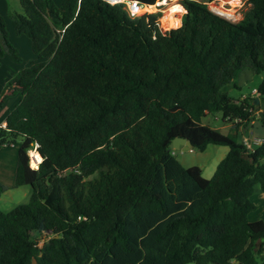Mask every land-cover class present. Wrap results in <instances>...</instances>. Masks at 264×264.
Segmentation results:
<instances>
[{"label": "trees", "instance_id": "16d2710c", "mask_svg": "<svg viewBox=\"0 0 264 264\" xmlns=\"http://www.w3.org/2000/svg\"><path fill=\"white\" fill-rule=\"evenodd\" d=\"M247 1L234 23L189 0L167 33L158 14L130 18L102 0L19 1L14 32L36 60L0 93V109L20 97L0 145L20 142L13 187L31 190L0 209V264H264V221L249 220L254 187L264 192V139L249 149L201 123L220 113L236 131L256 118L264 128V109L228 92L249 70L263 75L264 102V0ZM4 55L20 61L0 14ZM177 137L228 148L211 179L181 165ZM35 233L47 237L41 249Z\"/></svg>", "mask_w": 264, "mask_h": 264}, {"label": "rangeland", "instance_id": "374dc122", "mask_svg": "<svg viewBox=\"0 0 264 264\" xmlns=\"http://www.w3.org/2000/svg\"><path fill=\"white\" fill-rule=\"evenodd\" d=\"M20 0H0V14L3 16L5 28L8 33V39L10 43L17 49V55L20 58L19 62L11 60L8 55L0 57V93L2 92L4 84L8 78H12L18 71L29 66L32 60V52L30 49V42L25 36H17L14 32V25L11 19L13 13H21ZM56 7H60L63 0H52ZM189 0H182L180 3L185 6ZM204 3L207 8L215 14H218L231 22L240 23L245 13L249 10L250 4L247 0H220V1H208V0H196ZM174 2L167 3V6L171 7ZM173 6V5H172ZM175 6V5H174ZM173 6V7H174ZM221 8V9H220ZM171 9V8H170ZM169 9V10H170ZM186 9L179 14H185ZM228 13L229 15L225 14ZM167 15V12L165 13ZM165 15V16H166ZM180 26V25H179ZM177 27H165V29H174ZM252 30H256L253 27ZM167 30V31H169ZM248 76V79L246 77ZM251 79V80H250ZM252 73L249 70L240 72L235 81L239 84L241 93H245V96H251L252 92H248L252 85ZM228 92L231 96L236 95L238 92L232 88H228ZM238 96V95H237ZM244 96V97H245ZM243 97V95H242ZM5 110V109H4ZM201 123L208 125L214 130L219 131L224 135H232L236 142H241L239 136L235 137V130L229 128H223L224 122L221 120L220 113H210L201 119ZM264 135V128L261 126V122L258 118L253 121V124L249 127L247 132V144L243 143L247 148H254L262 141L261 136ZM254 141V142H252ZM20 146V142H16L10 146L0 148V167L5 171L7 169L8 177L1 180L2 185L7 189L0 196V209L7 211L13 206L25 203L30 193V187L27 185L12 187L13 171L16 165L17 151ZM228 152L226 146L209 145L204 151H198L194 149L184 150L181 147L173 149V153L181 163L183 167L196 166L201 170V174L206 179H211L216 171L218 163ZM251 202L255 205L256 209L249 214V220H263L264 221V192H262L258 185L254 187L253 195L251 196ZM31 238L37 243L38 248H42L45 244L46 235L32 234Z\"/></svg>", "mask_w": 264, "mask_h": 264}, {"label": "built area", "instance_id": "2783aa9c", "mask_svg": "<svg viewBox=\"0 0 264 264\" xmlns=\"http://www.w3.org/2000/svg\"><path fill=\"white\" fill-rule=\"evenodd\" d=\"M104 1L105 3L111 5V6H119L125 13L128 17L130 18H135L137 16H140V15H148V14H158V17L156 19V25L161 29V31L163 33H167L169 29H165L162 25V19L165 17V13L169 12V9L172 8L174 5H178L179 7H181L183 10H184V7L183 5L180 3V1L182 0H156L153 4H143V3H140L139 1L137 0H121V2H116V3H111L110 0H102ZM169 2H174L171 4V7L167 6V3ZM173 5V6H172ZM138 9V11H137ZM183 13L179 14V13H172L171 14V18L173 20H176L178 19L179 21V25L181 23V17H182ZM253 93H256V90L253 91ZM6 128V121H5V118L0 121V129H5ZM247 140L244 141L245 144ZM4 147H7V144L6 143H3L2 145H0V148H4ZM249 148V147H248ZM37 145L34 144L32 146L31 149H29L28 151V156H29V152H34L36 153L35 156H29V161L32 163V164H35L37 167L36 169L38 168V165L39 163L41 162V159H37ZM31 168V167H30ZM33 169V168H31Z\"/></svg>", "mask_w": 264, "mask_h": 264}, {"label": "crops", "instance_id": "0c3cea01", "mask_svg": "<svg viewBox=\"0 0 264 264\" xmlns=\"http://www.w3.org/2000/svg\"><path fill=\"white\" fill-rule=\"evenodd\" d=\"M30 49H31V47H30ZM31 52H32V50H31ZM32 54H33V52H32ZM33 57H32V60H31V62L32 61H35L36 60V57H35V55L33 54L32 55ZM16 72H18V70L16 71ZM262 76L263 75H252V77L254 78L253 80H252V85H251V87H250V90L248 91V92H252V94H251V97L253 98V104H255V105H260V103L262 102L259 98H258V96L255 94V93H253V91L256 89V87H257V85H258V83L260 82V80L262 79ZM246 77H247V79H248V76L246 75ZM10 78H8L6 81H8ZM251 80V79H250ZM237 94L236 95H233V97H242V95H243V97L245 96L244 94L245 93H241L240 94V92L241 91H238L237 90ZM238 95V96H237ZM19 100H20V97L19 96H15V97H11V98H8L6 101H5V103H4V105L1 107V109H0V121H2L4 118H6V116L8 115V113L16 106V104L19 102ZM5 109V110H4ZM262 110V108L260 107V110H259V112ZM253 124V122H251V124H249V126L248 127H246V128H240L239 130H235V137H237V136H239L240 137V139H241V143H244V141L246 140V139H249L248 137H247V132H248V129H249V127L251 126ZM231 125L230 124H228V123H224V126H223V128H229V129H231V127H230ZM234 130V129H233ZM261 137H263L262 138V140L264 139V135L263 136H261ZM252 142H254V141H252ZM249 149H251V148H249ZM14 173H15V168H14V171H13V179H14ZM10 174H8V172H7V169L4 171L1 167H0V183L2 184V182H1V180L2 179H4L5 177H8ZM12 187H13V185H12ZM30 194V193H29ZM28 197H29V195H28ZM28 197H27V199H28ZM14 207V206H13Z\"/></svg>", "mask_w": 264, "mask_h": 264}, {"label": "water", "instance_id": "95a60500", "mask_svg": "<svg viewBox=\"0 0 264 264\" xmlns=\"http://www.w3.org/2000/svg\"><path fill=\"white\" fill-rule=\"evenodd\" d=\"M262 109H264V102H261L259 105ZM259 116L262 117V112H259ZM182 148L184 150H190L192 148V145L190 143V141L184 139V138H175L173 139L172 143L170 144V148L172 149H177V148ZM39 155V154H38ZM40 156V155H39ZM41 159V157H40Z\"/></svg>", "mask_w": 264, "mask_h": 264}, {"label": "bare ground", "instance_id": "6f19581e", "mask_svg": "<svg viewBox=\"0 0 264 264\" xmlns=\"http://www.w3.org/2000/svg\"><path fill=\"white\" fill-rule=\"evenodd\" d=\"M175 7H179L178 5H175L174 7H172L171 9L175 8ZM181 8V7H180ZM171 9L169 10L168 14L162 19V25L163 27H177V22L179 21L178 19L173 20L171 18V14L172 13H176V12H172ZM221 9V8H220ZM227 15H229L227 12L225 13ZM179 23V22H178ZM36 157H38L40 159V156L37 155ZM38 159V160H39Z\"/></svg>", "mask_w": 264, "mask_h": 264}, {"label": "clouds", "instance_id": "9594fccd", "mask_svg": "<svg viewBox=\"0 0 264 264\" xmlns=\"http://www.w3.org/2000/svg\"><path fill=\"white\" fill-rule=\"evenodd\" d=\"M110 2L111 3H116V2H121V0H110ZM137 11H138V9H137ZM171 11L172 12H182L183 11V9L182 8H180V7H175V8H173V9H171ZM177 27H179V23L177 22V25H176ZM36 155V153H34V152H29V156L31 157V156H35ZM37 159H39L38 157H37ZM31 168H33L34 170L36 169V165L35 164H32L31 162H30V165H29Z\"/></svg>", "mask_w": 264, "mask_h": 264}]
</instances>
